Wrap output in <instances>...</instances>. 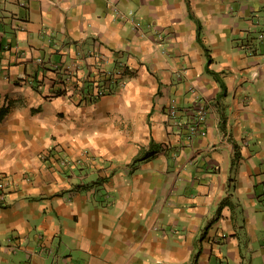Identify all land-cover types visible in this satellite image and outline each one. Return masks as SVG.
Returning <instances> with one entry per match:
<instances>
[{
  "label": "crops",
  "instance_id": "obj_1",
  "mask_svg": "<svg viewBox=\"0 0 264 264\" xmlns=\"http://www.w3.org/2000/svg\"><path fill=\"white\" fill-rule=\"evenodd\" d=\"M0 174V264H264V0H0Z\"/></svg>",
  "mask_w": 264,
  "mask_h": 264
},
{
  "label": "built area",
  "instance_id": "obj_2",
  "mask_svg": "<svg viewBox=\"0 0 264 264\" xmlns=\"http://www.w3.org/2000/svg\"><path fill=\"white\" fill-rule=\"evenodd\" d=\"M260 37H263V34H261ZM123 66L124 65L120 63V69L118 68L117 71L122 73ZM114 72L116 71L114 70ZM114 72L109 71L105 73L106 78L110 79L112 78V76L116 77ZM179 74L181 73L179 72ZM61 89L66 90V91L68 90L65 86L62 87ZM190 90L192 93L195 92L194 87H191ZM102 92L104 93L105 90L103 89L101 93ZM172 113H173V110H172ZM192 116H193V120L190 122V124L187 127L189 139H194L196 136L205 135L207 133L205 123H206L207 116H208V105H207V100L205 99V97H203L200 94H196L194 96ZM10 183H11L10 180L6 176L0 174V192H3ZM263 207H264V203H263Z\"/></svg>",
  "mask_w": 264,
  "mask_h": 264
},
{
  "label": "trees",
  "instance_id": "obj_3",
  "mask_svg": "<svg viewBox=\"0 0 264 264\" xmlns=\"http://www.w3.org/2000/svg\"><path fill=\"white\" fill-rule=\"evenodd\" d=\"M105 79H106V76H105Z\"/></svg>",
  "mask_w": 264,
  "mask_h": 264
}]
</instances>
